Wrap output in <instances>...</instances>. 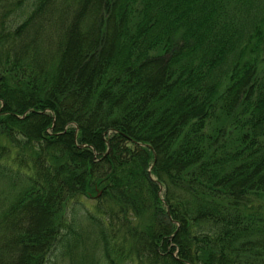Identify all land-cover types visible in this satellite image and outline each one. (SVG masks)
<instances>
[{"label":"trees","instance_id":"trees-1","mask_svg":"<svg viewBox=\"0 0 264 264\" xmlns=\"http://www.w3.org/2000/svg\"><path fill=\"white\" fill-rule=\"evenodd\" d=\"M60 255L264 264V0H0V264Z\"/></svg>","mask_w":264,"mask_h":264},{"label":"rangeland","instance_id":"rangeland-1","mask_svg":"<svg viewBox=\"0 0 264 264\" xmlns=\"http://www.w3.org/2000/svg\"><path fill=\"white\" fill-rule=\"evenodd\" d=\"M49 264H72V261L68 256L64 257L63 255H60L58 258L53 259Z\"/></svg>","mask_w":264,"mask_h":264},{"label":"water","instance_id":"water-1","mask_svg":"<svg viewBox=\"0 0 264 264\" xmlns=\"http://www.w3.org/2000/svg\"><path fill=\"white\" fill-rule=\"evenodd\" d=\"M141 145H143V146H145V144H143V143H140Z\"/></svg>","mask_w":264,"mask_h":264}]
</instances>
